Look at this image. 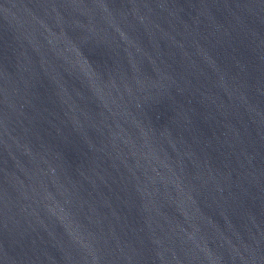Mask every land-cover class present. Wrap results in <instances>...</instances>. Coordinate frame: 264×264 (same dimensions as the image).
Returning <instances> with one entry per match:
<instances>
[{
    "label": "water",
    "instance_id": "95a60500",
    "mask_svg": "<svg viewBox=\"0 0 264 264\" xmlns=\"http://www.w3.org/2000/svg\"><path fill=\"white\" fill-rule=\"evenodd\" d=\"M0 264H264V0H0Z\"/></svg>",
    "mask_w": 264,
    "mask_h": 264
}]
</instances>
